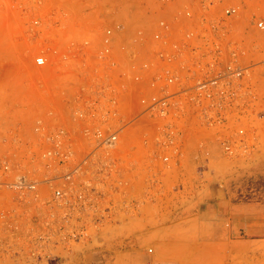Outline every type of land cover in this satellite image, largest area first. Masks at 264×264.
Returning <instances> with one entry per match:
<instances>
[{
    "label": "rangeland",
    "instance_id": "1",
    "mask_svg": "<svg viewBox=\"0 0 264 264\" xmlns=\"http://www.w3.org/2000/svg\"><path fill=\"white\" fill-rule=\"evenodd\" d=\"M203 2L0 0V157L5 154L14 161L20 147L27 159L30 151L39 155L44 145L35 130L37 122L50 131L56 128L63 119L59 110L66 93L77 91L68 74L76 68L67 67L64 60L66 47L78 60L86 31L115 25L128 31L115 35L123 41L132 31L151 28L165 18L175 29L184 25L200 30L199 44L216 42L224 51L228 45L240 44L241 60L250 73L248 85L258 99V110L264 109V28L256 27L258 22L264 25V0H214L212 12H203L197 20L178 15L187 6L197 11ZM225 6H236L237 16H212L215 9ZM36 56H44L45 65H35ZM190 56L204 64L209 60L205 48ZM245 123L257 130L255 146L245 157L195 164L120 162L116 175L121 178L97 180L101 192L90 197L91 205L85 209L71 207L67 223L37 226L35 232L24 224L14 235L17 239L9 234L0 246V264H127L116 250L143 253L153 258L152 264L178 261L174 251L191 249L186 237L208 230L200 225L207 217L206 205L217 198L215 189L234 202H264V118L249 116ZM205 131L198 119L187 135L197 143ZM124 134L127 138L129 133ZM140 135L141 131L134 132L138 156L142 153ZM19 138L23 144L17 143ZM114 179L122 184H114ZM192 220L199 224L192 228ZM112 250L117 260L111 259Z\"/></svg>",
    "mask_w": 264,
    "mask_h": 264
},
{
    "label": "built area",
    "instance_id": "2",
    "mask_svg": "<svg viewBox=\"0 0 264 264\" xmlns=\"http://www.w3.org/2000/svg\"><path fill=\"white\" fill-rule=\"evenodd\" d=\"M214 7V0H204L197 11L187 6L178 15L197 20ZM237 14L236 6H225L212 16ZM256 27L264 25L258 22ZM120 33L128 31L118 25L86 31L78 60L66 47L64 60L76 68L68 74L77 91L66 93L59 110L63 119L52 131L37 122L44 145L38 156L30 151L27 159L20 147L14 161L0 157V246L9 234L17 239L14 235L24 224L35 232L37 226L67 223L71 207L81 211L101 192L97 180L121 178L116 175L120 162L208 163L243 158L254 148L257 130L245 122L249 116L264 118V109L258 110L248 85L240 44L228 45L227 51L216 42L199 44L200 30L184 25L175 29L165 18L132 31L127 41L115 38ZM200 48L209 52L205 64L190 56ZM34 63L43 66L46 58L36 56ZM198 119L206 131L193 143L187 132ZM136 130L141 131L139 156Z\"/></svg>",
    "mask_w": 264,
    "mask_h": 264
},
{
    "label": "crops",
    "instance_id": "3",
    "mask_svg": "<svg viewBox=\"0 0 264 264\" xmlns=\"http://www.w3.org/2000/svg\"><path fill=\"white\" fill-rule=\"evenodd\" d=\"M214 196L217 198L206 205L207 217L200 225L208 229L206 233L193 231L186 237L190 251H174L173 258L178 261L166 264H264V202H234L218 189L214 190ZM248 213L258 216L248 217ZM198 224V220L191 221L192 228ZM116 251L127 264L153 261L143 253ZM112 254L111 259L117 260L114 250Z\"/></svg>",
    "mask_w": 264,
    "mask_h": 264
}]
</instances>
